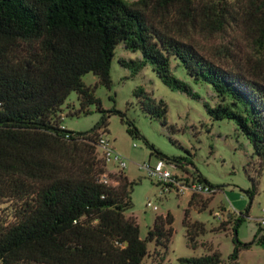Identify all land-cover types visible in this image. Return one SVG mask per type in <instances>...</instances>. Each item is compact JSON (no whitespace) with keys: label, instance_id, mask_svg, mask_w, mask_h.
<instances>
[{"label":"trees","instance_id":"1","mask_svg":"<svg viewBox=\"0 0 264 264\" xmlns=\"http://www.w3.org/2000/svg\"><path fill=\"white\" fill-rule=\"evenodd\" d=\"M234 29L261 60L264 0H0V264H140L147 242L166 249L170 214L156 216L139 239L135 221L125 215L134 183L120 175L107 180L106 164L96 157L107 125L103 111L84 133L59 124L70 92L78 101L73 114H87L90 104L99 108L81 78L90 73L109 88L116 47L135 55L117 59L131 77L148 67L166 88L197 101L202 97L189 82L209 89V101L202 100L208 118L232 122L251 145L256 175L264 170V82L215 63L193 42L194 36L211 38ZM177 69L189 82L174 75ZM133 96L144 115L165 126L161 99L140 87ZM125 132L139 136L130 122ZM149 149L157 160L171 161ZM195 179L212 192L199 202L191 195L183 213L191 249L205 229L188 221V209L197 204L205 209L214 194L200 176ZM253 192L254 187L245 193L251 198ZM240 222L233 220L226 264H236L248 245L264 244L260 227L250 244L236 240ZM220 263L215 252L177 260Z\"/></svg>","mask_w":264,"mask_h":264},{"label":"rangeland","instance_id":"2","mask_svg":"<svg viewBox=\"0 0 264 264\" xmlns=\"http://www.w3.org/2000/svg\"><path fill=\"white\" fill-rule=\"evenodd\" d=\"M131 3L135 0H124ZM193 42L201 54L219 65L240 68L249 76L264 82V56H255L251 43L238 30L208 38L194 36ZM225 47L224 52L221 47ZM134 54L116 47L110 64L109 88L101 86L97 78L88 73L82 76L83 85L92 91L98 100L87 106V114H73L78 109L77 96L70 92L61 106L60 125L72 133L89 131L100 120L103 111L106 115V131L102 135L108 140L111 149L121 157L124 168L118 170L114 163L105 165L108 178L124 176L133 182L130 193L131 208L125 215L131 217L137 227L139 239L146 237L156 216L172 217L171 237L164 250L155 248L153 242L146 243V257L140 264H177L180 258L199 257L218 253L220 264L227 263L233 244V220L241 219L235 234L243 245L252 242L259 229V220L264 218V170L256 175V160L252 156L251 145L236 130L230 121H212L208 118L202 100L209 101V89L189 82L181 69L174 75L189 82L202 100H192L179 92L166 88L148 67L131 77L129 70L119 66V57L133 59ZM142 88L151 98L161 99L166 105L165 126L156 119L144 115L133 96L136 88ZM116 112V113H114ZM121 115V116H120ZM126 122L132 123L139 136H129ZM151 146L155 151L171 161L169 172L176 180L197 181L200 176L213 189L214 194L207 207L200 211L197 207L188 209V221L199 222L204 226V234L196 239L195 248L186 245L182 226L183 213L191 195L199 202L208 198L185 191L175 195L162 193V186L156 178L149 177L141 165L152 166L158 159L150 155ZM98 154V153H97ZM96 154L98 158L99 155ZM254 192L249 197L245 192ZM156 207L153 211L146 203ZM2 207V206H1ZM236 264H264V244L252 243L238 253Z\"/></svg>","mask_w":264,"mask_h":264},{"label":"built area","instance_id":"3","mask_svg":"<svg viewBox=\"0 0 264 264\" xmlns=\"http://www.w3.org/2000/svg\"><path fill=\"white\" fill-rule=\"evenodd\" d=\"M61 129H64L62 126ZM97 149L99 152L100 158L107 163H114L118 170H122L124 168V162L121 160V157L116 154L110 147V143L108 140L103 138L102 136L97 141ZM171 164L162 161L156 160L152 166L148 164L141 165L140 168L144 169L147 172L149 177L156 178L157 183L162 186V193H169L173 192L175 195L183 194L185 191H190L196 194H210L212 190L205 184L195 181L191 182L186 179L184 180H176L172 178L169 168ZM102 183H107L105 178L101 179ZM146 208H150L151 210L155 211L156 207L151 206L149 202L145 205ZM264 214V210H261ZM259 227L264 229V218L260 219Z\"/></svg>","mask_w":264,"mask_h":264}]
</instances>
